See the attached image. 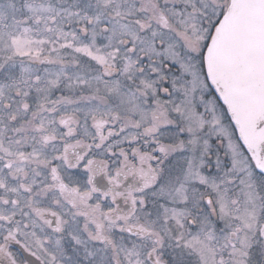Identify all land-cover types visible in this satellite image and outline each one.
Here are the masks:
<instances>
[{
	"label": "snow or ice",
	"instance_id": "obj_1",
	"mask_svg": "<svg viewBox=\"0 0 264 264\" xmlns=\"http://www.w3.org/2000/svg\"><path fill=\"white\" fill-rule=\"evenodd\" d=\"M0 264H264V0H0Z\"/></svg>",
	"mask_w": 264,
	"mask_h": 264
}]
</instances>
